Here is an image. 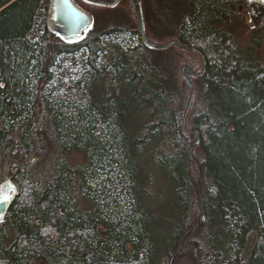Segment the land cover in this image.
I'll list each match as a JSON object with an SVG mask.
<instances>
[{"label":"trees","instance_id":"trees-1","mask_svg":"<svg viewBox=\"0 0 264 264\" xmlns=\"http://www.w3.org/2000/svg\"><path fill=\"white\" fill-rule=\"evenodd\" d=\"M231 2L264 4L189 0L173 15L174 40L206 61L188 76L189 174L182 57L163 67L140 44L109 60L85 37L52 36L46 0H0V183L17 187L0 264H168L200 214L198 181L188 264H264V66L220 28ZM73 151L84 164L70 166ZM167 194L171 220L156 205Z\"/></svg>","mask_w":264,"mask_h":264},{"label":"rangeland","instance_id":"rangeland-1","mask_svg":"<svg viewBox=\"0 0 264 264\" xmlns=\"http://www.w3.org/2000/svg\"><path fill=\"white\" fill-rule=\"evenodd\" d=\"M72 1L77 10L88 18V21H90L93 25L92 28L95 30L99 31L101 30V28H111L113 26L120 27L122 29H137L133 8H131L128 0H119L118 4L112 8L100 4L88 3L83 0ZM98 1L110 2L111 0ZM141 2L143 3L142 18L144 34L150 39V42L156 45H164L170 41H175V33L176 31H178L176 27L177 24L175 22L176 19H174L173 16H168L165 11L168 10L173 15H177L183 7L181 5V2L188 3L189 0H141ZM163 3L165 6L163 5ZM229 5H232V7L234 8L233 10H231V21L222 23L220 25V28L224 31H229L234 43L241 48L243 54L251 58L254 63L264 66V4L245 2L240 8L238 7V4L236 2H231V4ZM229 5L228 7H230ZM123 6L126 7L123 8ZM119 8L122 10L124 9V12H117L116 10H118ZM179 56L183 59V65L188 66L190 69L195 70L197 68H201V64L197 56L194 55L196 58L193 56L187 58L185 52L179 53L178 51L174 50L173 47L163 50H154V52L152 53V57L159 61L163 67H166L167 64H172V62L177 63V59H179L177 57ZM180 62L181 60L179 59L178 65L180 64ZM197 63L200 67H198ZM179 66L178 74H180L179 70L181 67ZM185 74L186 76L188 75L187 73ZM186 104L184 106V110ZM188 118L189 114L187 116L186 122L188 121ZM190 137L193 141L194 136L192 135ZM66 159L68 160L71 167L84 164V159L82 158V156L74 151L71 152L66 157ZM194 161L192 160V162ZM192 162L188 165L189 174L190 169H193L194 166ZM158 181L159 184L163 183L162 179H158ZM159 203L167 219L171 220L172 218H174V215H176L177 213V207L173 201L172 196L170 194L165 195L159 200L158 203H156V205ZM250 241L252 244L254 240L251 238ZM181 244L180 250L177 255L172 258V254L169 257L167 262L168 264L189 263V260L186 258L187 254L186 250L184 249V243L181 242ZM158 250L160 252L162 251L161 245L158 246ZM244 257L245 254L240 258ZM185 258L187 261H185ZM36 264L45 263L40 260Z\"/></svg>","mask_w":264,"mask_h":264},{"label":"water","instance_id":"water-1","mask_svg":"<svg viewBox=\"0 0 264 264\" xmlns=\"http://www.w3.org/2000/svg\"><path fill=\"white\" fill-rule=\"evenodd\" d=\"M83 1L88 2V3H93V4L104 5L106 7L107 6L111 7L116 3L117 0H111L110 2H103V1H98V0H83ZM258 1H262V0H258ZM130 2H131V5H132V8H133V11L135 13L136 20H137L138 31L140 33V36H141L144 44L149 49H152V50H163L166 48L173 47V48H177V49L184 51V52H190V53H194V54L198 55L202 61V70L198 74H192V73H190V74L193 78H196V79L202 77L203 74L205 73V70H206V63H205V60H204L202 54L199 51H197L196 49L187 48L177 41H170L164 45H156V44L149 42L146 39L145 34H144L142 16H141L138 0H130ZM59 15H61L60 18L57 17L53 20L54 24L51 26L53 33L56 34L58 37L64 39V40H70L71 39L70 37L72 35H75V36H73L74 38H72V39L78 38L77 35H79V33L86 26V23L88 22V18L85 17L83 14H81L77 9H75L71 5V3H67L64 6V8H62V11L60 12ZM59 15H57V16H59ZM76 23L78 24V28L76 30L72 29V28H74V24H76ZM73 33H76V34H73ZM185 71L190 72L188 67H186V66L180 67L179 72H180L181 79L184 82V84L186 85L187 90H188L187 104H186V107H185V110H184V113L182 116V121H181V130L186 136L195 135V139L189 145L188 152H187V170H188V165L190 163L191 156H192L191 155L192 150H193L194 146L199 141V135L196 131H191V132L185 131L186 119H187V116L189 114V111L192 107V103L194 100V88L191 84L190 79L186 76ZM194 190H195V194H196L197 199H198L200 214H199V216H197L194 219L192 224L182 233V235L178 239L175 251L172 255V258L175 255H177V253L179 252L180 244H181L183 238L185 236H187L193 230V228L200 221H202L204 219L203 201H202L201 187H200L199 181L196 184V186L194 187ZM16 194H17V187L11 180H5L4 182L0 183V222L4 219L5 213L9 207V205L12 203L13 199L15 198ZM186 264H188V262Z\"/></svg>","mask_w":264,"mask_h":264},{"label":"flooded vegetation","instance_id":"flooded-vegetation-1","mask_svg":"<svg viewBox=\"0 0 264 264\" xmlns=\"http://www.w3.org/2000/svg\"><path fill=\"white\" fill-rule=\"evenodd\" d=\"M128 1H129L131 8H132L130 0H128ZM46 2H47V23H48L47 25H48V28H49L52 36L59 38L66 43L78 42V41H81L85 37V39L87 40V43L89 45L93 46L94 44H98L103 49L102 53H109L110 54V55L108 54L109 60L113 56L114 52H116L118 50L137 48L140 46V44L147 47L144 44V42L140 36V33L138 31V25H137L136 30L135 29H122L120 27H114L113 26L111 28H106V27L101 28V30L98 31V30L93 29L92 28L93 25L91 24L90 21H88L86 23V26L83 28V30L79 33V35H77L78 38L72 39V38H74L73 36H75V35H72L70 37L71 38L70 40H64V39L58 37L56 34L53 33L52 28H51V26L54 24L53 20L57 17L58 18L61 17V15H59V14L62 11V8H64V6L67 3H71V5L75 9H77V8L73 4L72 0H46ZM118 2H119V0H117L116 3L113 6H111L110 8L116 6L118 4ZM138 4H139L141 16H142L143 3L141 2V0H138ZM237 4H238V7L240 8L243 3L237 2ZM163 5H164V3H163ZM229 6L230 7H228V12L224 13L222 19L220 20V23H219L220 25L224 22H230L231 21V18H232L231 10H233L234 8L232 7V5H229ZM125 7L126 6H123V8H125ZM116 11L117 12L118 11L124 12V9L122 10L119 8ZM165 12L168 16H173V14L170 11L166 10ZM133 13H134V11H133ZM57 15H59V16H57ZM134 15H135V13H134ZM135 19H136V17H135ZM142 22H143V18H142ZM136 24H137V20H136ZM77 28H78V24L76 23V24H74V28H72V29L76 30ZM143 30H144V28H143ZM73 34H76V33H73ZM146 39L150 42V39L148 37H146ZM188 53H190V52H188ZM192 54H194V53H192ZM194 55L197 56V58L201 64V68H200L199 72H196L195 70L190 69L188 66L182 65V66L188 67V69L190 70V72L185 71V73L188 74L187 76H191L190 73L198 74L202 70V61H201L200 57L196 54H194ZM205 63H206V61H205Z\"/></svg>","mask_w":264,"mask_h":264},{"label":"snow or ice","instance_id":"snow-or-ice-1","mask_svg":"<svg viewBox=\"0 0 264 264\" xmlns=\"http://www.w3.org/2000/svg\"><path fill=\"white\" fill-rule=\"evenodd\" d=\"M262 2H264V0H262Z\"/></svg>","mask_w":264,"mask_h":264}]
</instances>
